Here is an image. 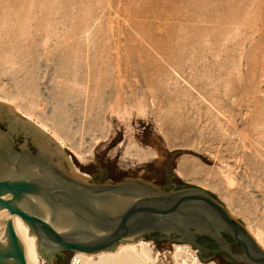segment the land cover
Masks as SVG:
<instances>
[{
    "label": "rangeland",
    "instance_id": "rangeland-1",
    "mask_svg": "<svg viewBox=\"0 0 264 264\" xmlns=\"http://www.w3.org/2000/svg\"><path fill=\"white\" fill-rule=\"evenodd\" d=\"M0 104L86 183L199 188L264 244V0H0Z\"/></svg>",
    "mask_w": 264,
    "mask_h": 264
},
{
    "label": "water",
    "instance_id": "water-1",
    "mask_svg": "<svg viewBox=\"0 0 264 264\" xmlns=\"http://www.w3.org/2000/svg\"><path fill=\"white\" fill-rule=\"evenodd\" d=\"M213 210L236 230L233 238L243 255L227 248L231 256L244 264H264V251L207 192L162 191L134 179L117 184L74 179L66 174L48 135L0 106V264H27L12 216L27 225L29 236L36 238L38 255L50 262L63 252L114 251L119 243L152 232L166 238L172 233L184 235L190 228L202 232L220 225ZM195 212H204L205 222L193 216ZM197 256L202 263L211 260Z\"/></svg>",
    "mask_w": 264,
    "mask_h": 264
},
{
    "label": "bare ground",
    "instance_id": "bare-ground-1",
    "mask_svg": "<svg viewBox=\"0 0 264 264\" xmlns=\"http://www.w3.org/2000/svg\"><path fill=\"white\" fill-rule=\"evenodd\" d=\"M13 114L17 116V114L20 113L19 111L14 110ZM21 117L25 122L35 128L39 133L48 135L53 140L58 150V153L63 154L62 142L54 133H51L41 124L34 121V119H32L30 116L20 114V118ZM63 157L65 158L64 161H66L70 167V172H68L69 176L86 183L88 180L87 178L89 177L78 172V170L71 163L70 157L64 154ZM12 225L14 232L23 247L24 256L27 261V264H46L43 260H41L40 256L38 255L36 238L34 236H29V229L27 225L17 216H12ZM247 233L252 238V240L264 251V244L262 243V238H260V235L251 233L249 231ZM178 248V245H174V252L172 253L173 257L175 258L176 264H187L184 259H178ZM156 260V257L154 258V256H151L149 244L143 241H137L134 243L127 244L119 243L114 251H101L93 254L75 252V256L71 264H159ZM196 264L204 263L198 262Z\"/></svg>",
    "mask_w": 264,
    "mask_h": 264
},
{
    "label": "flooded vegetation",
    "instance_id": "flooded-vegetation-1",
    "mask_svg": "<svg viewBox=\"0 0 264 264\" xmlns=\"http://www.w3.org/2000/svg\"><path fill=\"white\" fill-rule=\"evenodd\" d=\"M173 189L181 190L184 188ZM213 212L220 220V225L208 227L209 229H204L202 232H198L195 228H190L184 235L172 233L166 238L158 232H152L149 235H145L143 238L156 242L160 240L186 242L198 251L201 258L215 260L218 263H220V260H226L231 264H244L235 260L227 250V248H229L230 252L237 256L243 255L242 247L238 245L233 238V233L236 232L235 228L230 222L225 220L217 210H213ZM192 215H195L198 220L205 222L204 217L206 214L204 212H195ZM237 235L239 240L246 243L245 238L240 232H238Z\"/></svg>",
    "mask_w": 264,
    "mask_h": 264
},
{
    "label": "built area",
    "instance_id": "built-area-1",
    "mask_svg": "<svg viewBox=\"0 0 264 264\" xmlns=\"http://www.w3.org/2000/svg\"><path fill=\"white\" fill-rule=\"evenodd\" d=\"M178 253H179V257L178 259L182 258L186 261L187 264H196L198 262H200L197 253L198 251L196 249H193L192 246L190 245H178ZM174 252V245H173V251L172 252H162V253H158L156 258L157 260L160 259V262H174L176 264L175 258L173 257L172 253Z\"/></svg>",
    "mask_w": 264,
    "mask_h": 264
}]
</instances>
